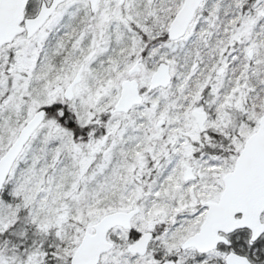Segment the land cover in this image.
<instances>
[{
	"label": "snow or ice",
	"instance_id": "snow-or-ice-1",
	"mask_svg": "<svg viewBox=\"0 0 264 264\" xmlns=\"http://www.w3.org/2000/svg\"><path fill=\"white\" fill-rule=\"evenodd\" d=\"M0 264H264V0H0Z\"/></svg>",
	"mask_w": 264,
	"mask_h": 264
}]
</instances>
